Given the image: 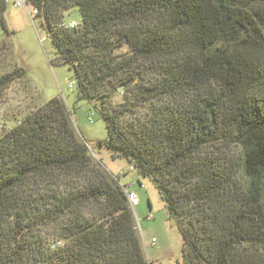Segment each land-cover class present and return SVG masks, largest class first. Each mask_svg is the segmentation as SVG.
Masks as SVG:
<instances>
[{"label":"trees","instance_id":"16d2710c","mask_svg":"<svg viewBox=\"0 0 264 264\" xmlns=\"http://www.w3.org/2000/svg\"><path fill=\"white\" fill-rule=\"evenodd\" d=\"M26 3L106 121L98 146L158 188L184 264H264V0ZM26 78L0 75V99ZM0 264H151L61 97L0 135Z\"/></svg>","mask_w":264,"mask_h":264},{"label":"rangeland","instance_id":"374dc122","mask_svg":"<svg viewBox=\"0 0 264 264\" xmlns=\"http://www.w3.org/2000/svg\"><path fill=\"white\" fill-rule=\"evenodd\" d=\"M16 1L9 0L5 14L8 33L12 35H7L0 26V75L19 66L27 71V78L14 82L0 99V135L43 103L61 97L95 159L119 179L127 192L138 195L139 203L132 208L148 261L184 264L182 235L176 220L168 214L158 188L127 160H113L108 150L98 146L100 140L108 137L106 121L94 104L80 97L74 71L57 61V51L44 19L33 14L31 5L18 7ZM71 20L80 21L76 10L66 22ZM120 51L127 53L128 47ZM115 101L121 102V97Z\"/></svg>","mask_w":264,"mask_h":264},{"label":"built area","instance_id":"2783aa9c","mask_svg":"<svg viewBox=\"0 0 264 264\" xmlns=\"http://www.w3.org/2000/svg\"><path fill=\"white\" fill-rule=\"evenodd\" d=\"M6 2L8 3L9 0H6ZM15 5L18 6V7H20V6H27V3H26V0H17L15 2ZM33 14L36 15L37 12L36 11H33ZM76 26H77V22L76 21H71L69 23V27L70 28H74ZM71 88H73V85H71ZM127 196H128V200H129L131 206L134 208L139 203V197H138V195L135 192L131 191V192H127ZM148 218L149 219H152V216H150Z\"/></svg>","mask_w":264,"mask_h":264},{"label":"water","instance_id":"95a60500","mask_svg":"<svg viewBox=\"0 0 264 264\" xmlns=\"http://www.w3.org/2000/svg\"><path fill=\"white\" fill-rule=\"evenodd\" d=\"M122 91H123V88H120V89H119V92H122ZM82 138H83V137H82ZM83 139H84V138H83Z\"/></svg>","mask_w":264,"mask_h":264}]
</instances>
